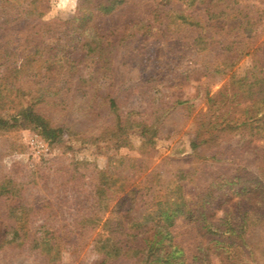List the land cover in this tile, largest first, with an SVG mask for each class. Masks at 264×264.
I'll return each instance as SVG.
<instances>
[{"label":"rangeland","instance_id":"1","mask_svg":"<svg viewBox=\"0 0 264 264\" xmlns=\"http://www.w3.org/2000/svg\"><path fill=\"white\" fill-rule=\"evenodd\" d=\"M15 1L0 6L14 11ZM24 1L26 8L14 11H24L23 19L0 22V77L7 76L0 79V235L15 229L23 236L25 217L12 212L11 201L38 210L30 241L6 243L0 264H93L92 240L103 230L78 229L71 203L76 196L92 201L100 172L125 175L131 159L133 179L143 186L138 201L178 185L192 198L215 175L245 173L242 185L213 187L220 202L205 219L176 216L167 230L184 264H264V223L252 227L248 219L242 231L236 216L250 205L264 207V98L230 84L232 73L238 80L253 65L264 76V0L235 5L254 22L250 38L219 24L201 29L173 20L172 10H184L205 22L206 3L187 8L175 1L159 11L161 0H120L102 12L79 7V0ZM242 41L251 49L238 59L222 48ZM122 107L134 111L125 127ZM138 123L155 132L141 134ZM243 139L248 152L236 149ZM180 172L188 175L179 179ZM142 211L138 203L134 217ZM247 211L253 217L254 209ZM46 238L58 248L56 259Z\"/></svg>","mask_w":264,"mask_h":264},{"label":"trees","instance_id":"2","mask_svg":"<svg viewBox=\"0 0 264 264\" xmlns=\"http://www.w3.org/2000/svg\"><path fill=\"white\" fill-rule=\"evenodd\" d=\"M175 1H180L190 8L194 4L206 3V21L202 22L196 19L193 15L186 13L184 10H172V17L174 21H178L183 25H188L191 27H201L202 25H209L210 27L214 25H223L224 28L227 27L230 30L237 32L236 37H246L250 38L251 33L254 31V22L249 18L248 13L240 7H236L238 0H161L159 9L165 7ZM24 0H16L13 5H11L15 11L16 7L26 8L27 4H24ZM120 0H79V7L85 6L87 10H99L102 12L111 11ZM221 7V8H220ZM10 6H0V18L1 24L6 21L12 20L19 21L23 19L26 13L24 11H9ZM161 11V10H159ZM159 13V12H158ZM11 15V18H8ZM216 23V24H215ZM222 26V27H223ZM199 34L195 39V42L201 39L205 40L204 34ZM207 36V34H206ZM243 38V39H244ZM198 43V42H196ZM200 44V43H198ZM222 48L230 51L234 54V58L238 59L243 54H249L251 49V44L246 42L238 43L234 49H231L229 45H223ZM2 58V57H1ZM2 60V59H1ZM1 64H4L3 61ZM0 64V65H1ZM257 66L253 65L248 70L244 71L238 80L235 79L234 73L230 77V84H232L237 90L234 84L241 82L239 85L242 90L249 92L251 95L260 96L261 99L264 98V76H260V72L257 71ZM6 68V67H5ZM7 69V68H6ZM0 79L7 80L6 77H0ZM13 85V83H10ZM14 86L11 87L13 89ZM10 92V90L8 89ZM44 92H40L36 99H39ZM109 107L114 111L119 109V103L115 99H108ZM33 104H29L26 110H28L29 116L34 119L35 125L40 126V117L33 113ZM120 115L124 117L126 126L130 117L134 115L133 109H128L122 107L120 109ZM138 115H141L140 111L136 110ZM120 117V116H119ZM146 122V121H145ZM41 124V123H40ZM140 130L141 134H153L155 131L151 130V126L144 124H136ZM156 129V127H153ZM61 128L52 130L49 134L50 137L56 138L57 132ZM236 148L241 152H248L251 150L249 146V139H243L242 142L237 144ZM192 148L198 146L195 141L191 142ZM136 161L134 159L129 160L128 168L130 171L127 174H122L123 172H100V178L96 190L91 189L92 201H81L79 196H76L77 201H72V207L75 210L76 215L79 218L74 219L77 224V228L87 231H95L97 227H101L102 233H96V237L92 240L93 248L98 249V258L93 262V264H184L183 252L178 247V245L172 243V239L167 228L170 226L172 219L176 216H184L185 218L191 219L193 221H199L205 219L209 213H211L215 207L220 202V194L214 192V186H223L227 181L233 184L242 185V182L246 180L245 173L231 174L226 176L223 173L215 175L211 180L206 181L207 188L202 194L195 195L194 197H188L183 191H181V185H178L177 191L174 192L172 189L166 188L162 192L157 194L149 195L145 198V201L141 200L143 193V186H138L140 183L133 179L136 174L134 167ZM188 175V172L184 174L180 172L178 176L179 179H184ZM225 177V181L222 179ZM197 177L193 178L192 182L197 181ZM178 179V180H179ZM205 180L200 183L204 184ZM90 184L93 183L90 181ZM91 185V186H92ZM148 190V188H147ZM107 193L110 195L107 196ZM103 197V199H101ZM109 197V198H108ZM80 199V201H78ZM110 201H104V200ZM102 200V201H101ZM12 212L15 211L17 217H25L22 230L23 236L17 235L15 229L14 232H10V236L6 234L0 235V249L6 243H15L17 246L26 245L30 241V236L28 234L29 225L31 222V214L36 207H24L25 204L22 201H11ZM138 203H141L143 211L141 212L140 218L134 217V211ZM254 207V208H253ZM248 208L254 209L251 211L253 217H248ZM38 210V207L35 209ZM236 216L239 217L238 224L242 227L245 225L247 227L246 220L250 219L252 222V227L256 224L264 223V207H255V205H250L242 210L237 211ZM105 219H103L104 215ZM45 221V218H42ZM150 224V225H149ZM149 225V227H147ZM243 228V229H245ZM242 229V231H243ZM234 233V228H231ZM227 236V235H226ZM224 238V237H223ZM50 238L44 239L43 246H46L47 250L54 249L52 252V259H56L58 256V248L56 245L49 243ZM34 247L36 244L34 243ZM228 264V262H225Z\"/></svg>","mask_w":264,"mask_h":264}]
</instances>
